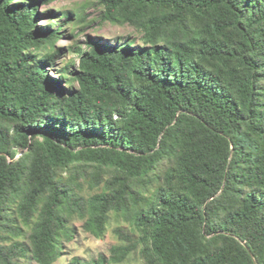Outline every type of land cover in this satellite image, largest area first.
<instances>
[{"label":"trees","instance_id":"obj_1","mask_svg":"<svg viewBox=\"0 0 264 264\" xmlns=\"http://www.w3.org/2000/svg\"><path fill=\"white\" fill-rule=\"evenodd\" d=\"M36 1L0 0V264L111 216L120 244L69 264H264V0H100L139 39H87L57 79Z\"/></svg>","mask_w":264,"mask_h":264},{"label":"rangeland","instance_id":"obj_2","mask_svg":"<svg viewBox=\"0 0 264 264\" xmlns=\"http://www.w3.org/2000/svg\"><path fill=\"white\" fill-rule=\"evenodd\" d=\"M19 1L21 0H17ZM36 2L38 5L37 26L41 29L61 27L59 39L55 44L61 52L54 60V67L47 69L49 76L54 79L59 77L58 70L68 69L69 74L77 68L79 56L76 51L87 48V39L110 44L128 36L139 39V35L130 27L115 26L102 21L100 0H37ZM82 225L80 220L73 221L72 227L75 230L73 238L64 244V254L54 264H69L73 258L90 261L100 254L108 255L110 247L120 244L114 234V229L117 227L127 229L128 227L122 222L115 221L111 216L104 237L98 239L84 232ZM139 263L138 253L128 258L127 264Z\"/></svg>","mask_w":264,"mask_h":264}]
</instances>
